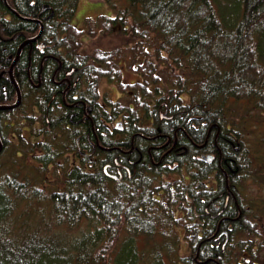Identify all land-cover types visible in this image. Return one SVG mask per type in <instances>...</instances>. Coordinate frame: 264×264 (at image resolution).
<instances>
[{"label":"trees","instance_id":"trees-1","mask_svg":"<svg viewBox=\"0 0 264 264\" xmlns=\"http://www.w3.org/2000/svg\"><path fill=\"white\" fill-rule=\"evenodd\" d=\"M107 1L94 23L131 29V58L78 59V0H0V105L20 49L22 97L0 109V264H263L264 205L238 184L254 177L244 122L264 120V0ZM103 79L117 100H98Z\"/></svg>","mask_w":264,"mask_h":264},{"label":"rangeland","instance_id":"rangeland-1","mask_svg":"<svg viewBox=\"0 0 264 264\" xmlns=\"http://www.w3.org/2000/svg\"><path fill=\"white\" fill-rule=\"evenodd\" d=\"M114 14V7L113 4L110 3L107 0H78V7L77 10L73 16L72 22L75 26L78 28L84 30V33L79 35L77 37V41L79 42L77 47H76V54L78 55V59H82L84 55H91L93 56L97 51H103V52H110L109 56H127V58H131L134 56V52L136 51L135 44L139 43L137 38H134L135 36H130L132 30L129 29L127 31H122V26L121 25H116L115 29H109L102 27L104 26L101 22V26L99 27L94 21H96V18L100 15H106V16H113ZM118 29V31L116 30ZM115 30V31H113ZM146 40H142V44L138 46V50L142 51V47L145 44ZM147 42V41H146ZM118 54V55H117ZM116 61V60H115ZM122 74H121V81L125 82L126 84H129L131 82H134L136 80H141L137 75H131L129 73V69L125 67H121ZM14 76V75H13ZM161 77V76H160ZM85 81V76L82 78ZM165 81L163 82V88H167L169 85L168 83V76L165 74ZM114 81V78H112ZM152 81V79H150ZM118 86L121 87V85L118 83ZM119 87H116L115 82H108L106 79H103L100 81L98 84L97 90L99 88L100 96L98 97L99 101H103V98L106 96L111 100H117L120 95H122L123 91L119 89ZM150 87H153V85H150ZM134 87L132 90V95L129 94V98L135 97L134 93ZM20 90V89H19ZM21 92V91H20ZM165 101H167V98L170 97L169 94L165 95ZM126 98V99H129ZM121 100V102H125V100ZM17 100H18V94H17ZM22 101V97H21ZM185 101H187V97L185 96ZM17 102V101H16ZM15 102V103H16ZM13 103H9L7 105H14ZM92 110L90 109V112ZM120 124V123H119ZM244 125H246L251 131H248V134L250 135V138H245L244 144L247 145V148L249 150V155L253 158L254 157V162H251V171L254 172V177H252V173L250 172V175H248L246 178H241L239 184H238V190L241 191L242 193L251 196L250 197V202L251 205H255V207L260 208L262 205H264V152L260 149V147L264 148V141L262 139H258L256 137L257 131H259V134L261 132H264V120L259 119L257 117H251L250 119L246 120L244 122ZM27 129V128H26ZM36 139V138H33ZM255 146H257V149H255ZM238 150V149H237ZM251 151V152H250ZM240 154V153H239ZM238 154V155H239ZM262 157L261 161H258V159ZM214 157V156H213ZM2 159L5 161L8 160L7 156L4 154L1 156ZM23 165V164H20ZM261 165V166H257ZM263 168L261 170L260 168ZM30 173L32 176H36V173L33 172V170L29 167ZM263 172V175L260 179V183L257 182V179L259 175ZM170 178V177H169ZM172 178V177H171ZM47 180L52 181V176L51 174H44L42 178L39 177L38 180H35L38 186L43 188L44 191L48 192L52 190V187L46 182ZM257 192L258 199L257 197H254V192ZM256 196V195H255ZM38 209H45V213H35L33 215L34 218H48V207L45 205H40ZM181 213H179V216ZM36 222V221H35ZM179 224V229L181 230L183 228L182 224L185 223H180ZM264 226V225H262ZM46 229L45 233L46 234H51V230ZM181 239L180 243L181 246L184 245V247L181 249L182 255H189V249L185 248L186 244V237H185V231L182 230L181 232ZM166 259V258H165ZM261 259L262 263L264 264V250L261 251ZM167 264H170L169 260H165Z\"/></svg>","mask_w":264,"mask_h":264},{"label":"water","instance_id":"water-1","mask_svg":"<svg viewBox=\"0 0 264 264\" xmlns=\"http://www.w3.org/2000/svg\"><path fill=\"white\" fill-rule=\"evenodd\" d=\"M21 48H22V46H21ZM20 52H21V49L19 50V52L17 54V57L14 60V63H13V65L11 67V70H10L11 79H12V81H13L14 85L16 86V89H17L18 100H17V102L14 105H0V109H14V108L18 107L20 105V103H21V93H20L18 84L15 81L14 76H13V67L16 65V62L18 61V59L20 57ZM2 150H3V142H2V140L0 138V152H2ZM202 159L209 162V161H211L213 159V155L203 156Z\"/></svg>","mask_w":264,"mask_h":264},{"label":"flooded vegetation","instance_id":"flooded-vegetation-1","mask_svg":"<svg viewBox=\"0 0 264 264\" xmlns=\"http://www.w3.org/2000/svg\"><path fill=\"white\" fill-rule=\"evenodd\" d=\"M8 1L10 2L11 0H8ZM69 72H70V71H69ZM120 128H123V126H120ZM176 144H177V137L174 139L173 147H174V146L176 147ZM160 148H161V147H159V146L157 147V149H160ZM177 151H179V150L176 149L175 153H176ZM212 161H213V160H212ZM117 162H118V160H117ZM219 164L221 165V162H219ZM206 181H210V178H207ZM226 182H228V180H226ZM233 186H234V185L231 186V185H229V184L227 183V188H228V189H230V188L233 187ZM224 192H225V191H224ZM224 192H221L220 195L223 196ZM178 212H181V211H178Z\"/></svg>","mask_w":264,"mask_h":264}]
</instances>
